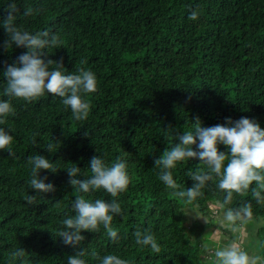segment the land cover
Returning a JSON list of instances; mask_svg holds the SVG:
<instances>
[{
  "label": "trees",
  "instance_id": "trees-1",
  "mask_svg": "<svg viewBox=\"0 0 264 264\" xmlns=\"http://www.w3.org/2000/svg\"><path fill=\"white\" fill-rule=\"evenodd\" d=\"M10 2L0 0V20ZM15 2L18 25L47 30L60 41L45 49L42 58L61 62L65 71H93L98 90L87 95L90 112L79 121L52 94L12 101L15 116L5 123L14 135V156L0 150V264H15L10 253L18 247L25 249L27 264H67L76 249L63 242L59 230L62 219L75 214L71 205L77 193L64 168L76 163L90 175L87 167L94 155L110 163L125 159L130 184L118 197L122 214L112 222L118 242L103 227L96 233L82 230L87 264H96L93 252L118 254L131 264H213L210 250L236 240L224 236L214 215L222 211L218 203L224 193L211 184L203 196L186 203L159 180L154 161L197 122L208 127L223 124L225 117L244 116L264 128V0ZM25 9L31 14L24 15ZM193 10L196 20L189 19ZM6 39L0 27V71L26 51L14 45L4 49ZM36 153L58 169L40 171L55 191L41 193L29 206L24 196L35 190L27 184L28 156ZM197 167L203 165L190 158L173 170L181 188L191 187L187 172ZM79 195L113 199L103 190ZM244 201H251L253 218L245 222L243 246L264 258V205L249 191L234 194L229 206ZM187 210L196 212L193 219ZM137 229L154 233L159 253L135 243ZM215 229L218 235L212 233Z\"/></svg>",
  "mask_w": 264,
  "mask_h": 264
},
{
  "label": "clouds",
  "instance_id": "clouds-1",
  "mask_svg": "<svg viewBox=\"0 0 264 264\" xmlns=\"http://www.w3.org/2000/svg\"><path fill=\"white\" fill-rule=\"evenodd\" d=\"M31 11L25 9L24 15L31 14ZM17 12V4L12 0L7 5L6 18L0 20V27L8 36L3 48L11 49L14 45L26 49L12 64L0 71V76L4 78L0 80V150L7 151L9 156H14V135L5 122L10 116H15L14 99L31 102L52 94L60 98L65 108L70 109L72 117L79 121L85 120L90 112L87 95L98 90L97 76L93 71L83 68L65 71L61 62L43 59L45 49L59 45L58 37L50 35L47 30L33 32L18 25L15 22ZM197 18L196 10L189 13V19ZM176 140L178 142L172 143L154 161L155 167L159 169V180L186 203L203 196V190L214 184L224 193L222 202L218 203L222 210L221 226L239 231L244 222L253 218V206L251 201L229 206L234 194L244 195L250 191L256 203L264 205V128L248 117L242 116L235 120L225 117L223 124L208 127L199 122L194 123L190 130H184ZM219 145L225 146L226 151L220 150ZM52 147V144H48L49 152H52ZM190 158L198 159L199 165L203 167L189 169L187 175L193 183L191 187L181 188L174 179L173 170L187 163ZM28 163L30 173L27 184L35 190V194L28 192L24 196L30 206L36 204L41 193L55 191V185L46 182L48 178L40 176V171L48 169L56 172L58 168L46 156L38 153L29 155ZM87 168L90 169V175H85L76 163L64 168L69 176V184L77 193L71 205L75 214L63 218L59 230L63 242L76 249L74 255L67 257V264H87L86 250L81 247L85 239L82 230L96 233L103 227L109 239L114 242L120 239L118 229L112 222L115 216L122 214L118 197L127 191L130 184L127 161L117 157L110 163L100 155H94ZM81 176L86 178L80 179ZM98 190L107 192L113 199H89L79 195ZM133 235L137 245L147 247L153 253L160 252V245L150 230L137 229ZM210 251L214 257L213 264H260L264 259L250 254L239 240H232ZM91 255L96 258V264H131L114 253L99 256L93 252ZM10 256L15 264H27L26 251L22 247L15 248Z\"/></svg>",
  "mask_w": 264,
  "mask_h": 264
},
{
  "label": "rangeland",
  "instance_id": "rangeland-1",
  "mask_svg": "<svg viewBox=\"0 0 264 264\" xmlns=\"http://www.w3.org/2000/svg\"><path fill=\"white\" fill-rule=\"evenodd\" d=\"M216 208L217 207H215L214 209H216ZM187 214H188V217H192V218H189V220H191V219H193V217H195L196 212L194 210H187ZM214 215L216 216V220L219 221V223H220V221L222 219V211H219V212L214 211ZM246 224L247 223L244 222L241 229L239 231H235V232L232 231L228 227H223V226H221V227L226 230V231H224L225 232L224 236H226L228 238L236 237V240H239L243 246V242L245 241V243H246L247 242L246 240L248 239ZM215 230H217V229H215ZM215 232H217V235L219 234L218 230L212 231V233H215ZM222 237H221V241H222ZM217 240L220 242L219 238H217L216 241ZM233 240H234V238H233ZM243 247L246 248L245 245ZM247 251L252 255H256L252 250H247ZM260 264H262V262H260Z\"/></svg>",
  "mask_w": 264,
  "mask_h": 264
}]
</instances>
